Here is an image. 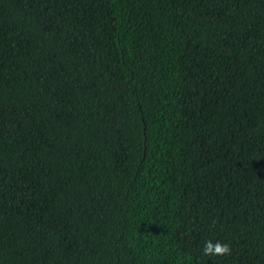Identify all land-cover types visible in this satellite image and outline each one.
Wrapping results in <instances>:
<instances>
[{"label":"trees","instance_id":"16d2710c","mask_svg":"<svg viewBox=\"0 0 264 264\" xmlns=\"http://www.w3.org/2000/svg\"><path fill=\"white\" fill-rule=\"evenodd\" d=\"M0 264H264V0H0Z\"/></svg>","mask_w":264,"mask_h":264},{"label":"clouds","instance_id":"9594fccd","mask_svg":"<svg viewBox=\"0 0 264 264\" xmlns=\"http://www.w3.org/2000/svg\"><path fill=\"white\" fill-rule=\"evenodd\" d=\"M203 255L207 257H224L231 255L230 245L221 243L220 241L213 242L211 239L205 241L203 246Z\"/></svg>","mask_w":264,"mask_h":264}]
</instances>
